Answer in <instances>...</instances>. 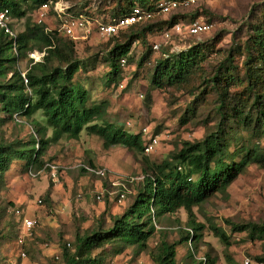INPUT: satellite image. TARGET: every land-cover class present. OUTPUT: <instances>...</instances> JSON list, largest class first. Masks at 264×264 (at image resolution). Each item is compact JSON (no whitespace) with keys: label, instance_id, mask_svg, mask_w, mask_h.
<instances>
[{"label":"trees","instance_id":"trees-1","mask_svg":"<svg viewBox=\"0 0 264 264\" xmlns=\"http://www.w3.org/2000/svg\"><path fill=\"white\" fill-rule=\"evenodd\" d=\"M82 1L78 0L79 5L66 11L71 12L72 17L86 14L88 19L103 13L101 22L123 17L133 7L148 10L154 16L106 39L101 55L80 59L73 38L61 36L59 27L48 29L44 23H35L27 16L37 13L49 0H0V11H8L11 32V19H25L24 30L17 35L0 30V113L3 114L0 124L9 120L19 124L26 122L36 136L24 143H0V183L15 161L23 162L27 172L50 171L48 165H52L42 160L48 146L62 139L78 140L82 132L96 137L103 148L122 146L138 154L144 153L149 142L144 134L126 131L120 122L111 118L110 99L97 91L119 84L120 60L124 59L126 65L132 63L129 51L133 43L140 41L145 45L137 62L140 68L149 62L153 51L159 50H154L152 45V51L147 45L148 34L161 35L176 24L186 25L198 20L195 15L187 22L183 21V15L170 16L180 6L165 16L155 14L161 0H113L106 9L99 5L95 11H85L87 1ZM155 16H159L157 21ZM248 29L250 32L245 39L235 42L233 37L230 46L214 63H207L209 56L221 51L200 44L154 59L150 87L160 91L188 87L192 100L179 121L200 120L205 111L199 123L203 136L194 142L181 143L180 148L160 161L150 162L144 157L142 188L129 208L122 215L111 217L108 228H103L99 222L96 227L77 231L71 243L62 246L59 264H104L108 250L118 253L124 247L143 252L156 232V223L183 209L187 214L186 231H181L180 239L174 243L163 237L151 254L154 264H176L175 247L188 243L196 249L204 229L196 222L193 208L201 207L216 195H225L250 164L264 168V26L257 22ZM173 37L196 36L172 34L161 44H168ZM33 51L44 54L42 60L33 65L29 60L32 66L25 73L28 80L25 87L16 65ZM162 51L168 52L167 49ZM94 71L96 75H90ZM196 78L199 82L191 85ZM14 115L17 121L13 120ZM82 166H78L81 171L90 172ZM97 195L102 198L101 194ZM16 225L18 235L17 218ZM209 228L221 244L228 245L229 237L220 228L214 224H209ZM231 228L233 232H246L251 239L257 238L264 244V225L246 223L231 225ZM203 257L207 264L216 263L217 258L208 253ZM189 258L194 264H201L191 253ZM250 260L264 264V249ZM224 261L227 264L241 262L226 253Z\"/></svg>","mask_w":264,"mask_h":264},{"label":"rangeland","instance_id":"rangeland-1","mask_svg":"<svg viewBox=\"0 0 264 264\" xmlns=\"http://www.w3.org/2000/svg\"><path fill=\"white\" fill-rule=\"evenodd\" d=\"M86 1L84 10L95 11L99 5L106 9L113 0ZM57 2V6L54 3L47 5L40 22L48 29L57 30L59 27L60 30L61 20L73 16L66 10L76 5L78 0ZM61 7H65L63 12L59 11ZM175 14L183 15L185 22L195 15L197 20L211 25L210 31L196 37H173L166 45L161 44L158 32L148 34L146 40L151 49L154 43L161 44L158 51L152 49L149 62L137 67L145 45L140 41L133 43L129 51L132 63L122 66L119 84L115 88L97 91L110 99L111 118L131 133L144 134L146 139L156 136V147L149 154H138L122 146L103 148L96 137L82 132L78 140L62 139L51 143L43 154L44 163L56 168L55 181L50 171L38 169L29 173L23 162L12 163L0 183V264H59L62 246L71 243L77 231L96 227L99 222H102L103 228H108L111 217L120 216L129 208L142 188L144 157L150 162L160 161L180 148L181 143L194 142L203 136L204 130L199 123L204 119L205 111L200 115V120L187 123L179 121L192 100L188 87L166 91L150 87L149 77L154 59L200 44L221 51L209 56L207 63H214L222 51L230 46L233 37L235 42L245 39L250 32L249 25L259 22L264 26V0H203L197 5L180 6L170 16ZM85 15L81 16L87 18ZM95 15L89 19L90 32L77 33L73 39L80 59L101 55L106 48L107 42L92 30L96 21H100L104 15ZM27 16L37 23L36 12ZM154 19L157 21L159 16ZM24 23L25 19H11L12 33H21ZM161 49H167L168 52L161 53ZM43 54L37 51L28 53L26 58L17 62V69L26 73L33 62L42 60ZM96 73L94 71L90 75L95 76ZM198 82L199 78H196L191 85ZM0 118H3L2 113ZM30 128L26 122L19 124L12 120L5 121L0 124V143H24L36 139ZM82 165L104 171V176L81 171L78 166ZM120 190H125L126 196L118 203L117 193ZM97 194H101L100 200H96ZM16 209L35 221L34 231L21 245L17 243ZM193 213L196 222L203 225L204 229L196 249L188 243L175 247L176 264H194L189 258L190 253L196 262L208 253L212 258H217L215 264H227L224 261L225 253L240 260H250L260 255L264 249L262 241L251 239L246 232H233L231 225H264V168L255 163L250 164L229 186L225 195L212 197L201 207L193 208ZM186 221V212L178 210L156 223V232L148 240L143 252L133 247H124L118 253L108 250L104 264H154L151 254L160 240L164 237L169 243L177 242L181 231L187 229ZM209 224L216 225L229 237L228 245L221 244ZM21 252L24 257L20 255Z\"/></svg>","mask_w":264,"mask_h":264},{"label":"built area","instance_id":"built-area-1","mask_svg":"<svg viewBox=\"0 0 264 264\" xmlns=\"http://www.w3.org/2000/svg\"><path fill=\"white\" fill-rule=\"evenodd\" d=\"M200 0H161L157 3V11L155 14L158 15H167L171 11L175 10L179 6H188L193 5L199 2ZM54 6L58 5L57 0L53 2ZM52 4V0H49V2L42 4L38 10H37V23H40L42 21V18L44 17L45 11L47 9V5ZM56 8V7H55ZM65 8V7H64ZM64 8L61 7L59 9L60 12H63ZM64 14V13H62ZM154 16L153 13H151L148 10L141 9L139 7H133L130 12L118 19L113 20L112 22H101L96 21V24L92 28L94 33L101 39L106 40L113 35H115L118 31L125 29L135 23L144 22L146 20L151 19ZM9 16L7 10L0 11V30H3L4 33H7L9 35H13L10 28H9ZM90 24V20L79 15L77 17H65L61 20L60 24V31L63 33L64 36L69 38H75L77 33L85 32L89 33L90 28H88V25ZM211 28L210 24H207L202 21H193L186 25H180L176 24L174 25L170 30H166L161 34V42H166L169 40L172 34L175 35H192V36H199L201 34H204L208 32ZM160 46V43H154L153 49L157 50ZM43 56V55H42ZM35 63V62H33ZM121 66L125 64V60H120ZM20 77L22 79V83L25 87H27L28 80L26 78L25 73H20ZM13 120L17 121L16 115L13 116ZM158 138L151 137L149 139V142L144 148V153L149 154L153 151V149L156 147L158 143ZM50 168V175L52 177V180H56V168L54 166L48 165ZM86 170L93 172L95 175L103 177L104 171L101 170H94L86 166H82ZM31 173V172H29ZM117 202L121 203L126 196L125 190H120L117 193ZM96 200H100V195L96 196ZM40 202V201H38ZM17 221H18V235H17V243L23 244L25 238L30 237L32 234V229L35 225V221L29 218L28 216L22 214L19 210L14 211ZM20 255L24 257V253L21 252ZM201 264H207V260L204 257L200 258ZM240 264H254L251 260L244 258L241 260Z\"/></svg>","mask_w":264,"mask_h":264}]
</instances>
